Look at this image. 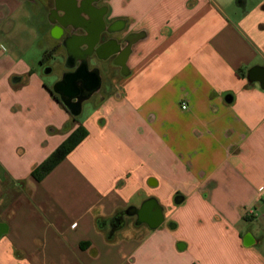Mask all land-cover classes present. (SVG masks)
<instances>
[{"label": "crops", "instance_id": "1", "mask_svg": "<svg viewBox=\"0 0 264 264\" xmlns=\"http://www.w3.org/2000/svg\"><path fill=\"white\" fill-rule=\"evenodd\" d=\"M44 1L0 0V264H264V87L249 75L264 66V0ZM64 13L83 36L131 40L90 58L101 86L68 129L76 116L31 58L48 44L55 84L78 69ZM105 79L113 94L91 102ZM79 126L85 138L34 179ZM149 199L161 226L125 214L107 228Z\"/></svg>", "mask_w": 264, "mask_h": 264}, {"label": "water", "instance_id": "2", "mask_svg": "<svg viewBox=\"0 0 264 264\" xmlns=\"http://www.w3.org/2000/svg\"><path fill=\"white\" fill-rule=\"evenodd\" d=\"M108 32L109 31L107 28H105L104 26H99L97 30L94 32V35H93L94 37L91 36V41H92L91 44L92 45L98 44V42L101 39L102 34L108 33ZM82 44L83 42L81 41H74L73 43V48L76 54H78V55H75L76 58L77 56H81L77 58V60L81 62L80 69L75 72H72L73 74L69 76L68 75L65 76L62 81H59L53 87V90L58 93L61 92V88L72 92L71 94L72 99H70L69 102L68 101L66 102L64 100L62 101L64 102L66 107L69 109L71 114L74 116H77L80 114L82 110V104L89 96H91L93 92L92 90L98 89L101 86V78H100L98 69L89 68V60L93 56V52L81 54L79 47ZM113 52L114 51H112L111 53ZM249 75L251 78L259 80L263 84V87H264V66H254L252 69L249 70ZM74 79L77 80L76 84L78 85V88H76L74 85V82H73ZM81 88L90 89L91 92L88 95L80 96V97H77L76 99H73L76 96L75 94H77L76 92H78ZM151 206L154 208V211L152 213L153 215L148 217L147 214H150L149 208ZM125 214L129 216H133V215L137 216V218H139V220L137 221L138 223L142 221H147L149 223V226L152 228H157L161 226L165 220L164 208L159 204L156 205L152 201V199L146 200L144 203H142L140 207L131 206L128 209H125L124 211L119 213L117 217L119 215L123 216Z\"/></svg>", "mask_w": 264, "mask_h": 264}, {"label": "flooded vegetation", "instance_id": "3", "mask_svg": "<svg viewBox=\"0 0 264 264\" xmlns=\"http://www.w3.org/2000/svg\"><path fill=\"white\" fill-rule=\"evenodd\" d=\"M65 1H67V0H65ZM68 1L71 3L80 4V5H82L83 3L86 2V0H68ZM44 2L48 3L50 12L54 8L64 6L63 0H46ZM68 16H69L68 13H64L63 16L61 17V21L64 24H70V25H69L67 30L65 29V32L63 33L62 38H61L59 43L65 49L66 55H67V57H69V60L71 63L72 62L74 63V61H76V59L78 57H81V56H77V58H76V56H75L78 54H76V52L73 48L74 41L83 42L81 49H80L81 54L90 53V52H93V54H96V53H99L103 49V47L109 46L110 50L116 49V51H118V54L121 55L122 53H126L128 51V49L130 48V46H129L131 43L130 37L129 38L128 37L119 38V37L113 36L110 33H103L98 44L92 45L91 44L92 43L91 38H89L88 36H83V35L79 34V29L70 20V18ZM78 63L79 64L77 65V68H78L77 70H79L81 67V62L79 61ZM72 72L65 74V76H67V75L69 76V75L73 74ZM76 81L77 80L74 79L73 82H74L75 87L78 88ZM66 88H67V86H66ZM65 91H67V92H65ZM54 92L56 93V95L59 97L60 100H64L66 102L67 101L69 102L70 99H72V97H71L72 92L71 91H68V90L61 88L62 93L61 92L58 93L56 91H54ZM87 92L88 91L86 88H81L78 92H76L77 93V94H75L76 98L86 95ZM73 99H75V98H73ZM121 219H124V215L123 216L119 215L118 217H114V218L108 220L106 222L107 228L112 230V229L118 227L119 221Z\"/></svg>", "mask_w": 264, "mask_h": 264}, {"label": "rangeland", "instance_id": "4", "mask_svg": "<svg viewBox=\"0 0 264 264\" xmlns=\"http://www.w3.org/2000/svg\"><path fill=\"white\" fill-rule=\"evenodd\" d=\"M236 2V0H234ZM234 2V3H235ZM48 44L43 42L40 46L34 47L33 53L31 58H33V62H35V66L38 68L40 71L42 77L44 80L51 84L52 87L54 86L55 82H57L60 78L63 77V71H62V66L56 65L52 62H54L53 57H51L49 54L46 53L44 47L47 48ZM42 50V51H41ZM48 50V49H47ZM47 68H52V71L49 72L46 69ZM107 93L113 94V85H111L110 81L107 79L103 80V91L95 94L94 99L91 102H98V100L101 98V96L106 95ZM89 101L85 102V107L83 108V111L81 114L77 115L76 117L71 116L70 122L65 123V128L68 129L70 126L73 124V120L75 121L81 117H85L89 113Z\"/></svg>", "mask_w": 264, "mask_h": 264}, {"label": "trees", "instance_id": "5", "mask_svg": "<svg viewBox=\"0 0 264 264\" xmlns=\"http://www.w3.org/2000/svg\"><path fill=\"white\" fill-rule=\"evenodd\" d=\"M47 56V55H46ZM56 99L62 100L51 90ZM65 108L68 110L66 105ZM69 111V110H68ZM87 135L83 126L77 127L72 133L38 166L32 171L37 181L42 180L53 168L60 163Z\"/></svg>", "mask_w": 264, "mask_h": 264}, {"label": "built area", "instance_id": "6", "mask_svg": "<svg viewBox=\"0 0 264 264\" xmlns=\"http://www.w3.org/2000/svg\"><path fill=\"white\" fill-rule=\"evenodd\" d=\"M182 107H183L184 109L187 108L186 103H183Z\"/></svg>", "mask_w": 264, "mask_h": 264}]
</instances>
